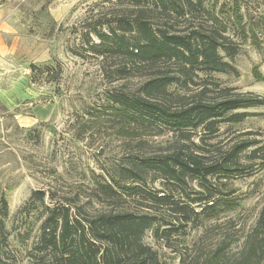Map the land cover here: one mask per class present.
I'll return each instance as SVG.
<instances>
[{
  "label": "rangeland",
  "instance_id": "rangeland-1",
  "mask_svg": "<svg viewBox=\"0 0 264 264\" xmlns=\"http://www.w3.org/2000/svg\"><path fill=\"white\" fill-rule=\"evenodd\" d=\"M115 1H6L3 38L16 46V55L0 57V200L4 198L8 205L7 241L0 249V264H38L32 250L44 215L41 201H29L33 192L45 193L44 207L64 203L72 217L81 220L110 209L150 213L145 206L151 204V196L170 193L174 201L188 205L189 220L179 223L171 212L151 204L158 222L146 232L144 243L165 264H205L219 248L222 264H231L264 209L263 159L253 162L250 176L224 183L190 181L178 188L150 175L141 184L124 182L126 187L138 186L139 194L129 197L126 190L118 203L107 199L100 204L96 199L100 185L111 177L121 180L123 167L136 158L164 155L181 143L192 151L203 148L211 158L239 140H257L264 149V106L246 110L254 115L237 125L222 123L207 138H200L198 130L191 141L169 129L127 118L113 100L119 93L133 97L143 78L136 73L121 79L117 70L122 59L101 58L92 50V44L98 43L93 29L102 18L123 9L120 4L110 5ZM202 3L205 14L191 18L186 27L225 28L237 52L234 58L222 50L220 55L235 72L198 73L193 77L196 85L170 89L174 100L192 99L203 88L212 89L206 83L264 99V79L259 78H264V0ZM219 95L216 91L211 97ZM202 186L221 204L216 214H202L203 204H189L190 199L203 197ZM168 222L174 232L161 238L162 225Z\"/></svg>",
  "mask_w": 264,
  "mask_h": 264
},
{
  "label": "trees",
  "instance_id": "trees-1",
  "mask_svg": "<svg viewBox=\"0 0 264 264\" xmlns=\"http://www.w3.org/2000/svg\"><path fill=\"white\" fill-rule=\"evenodd\" d=\"M109 3L123 5V9L114 16H105L97 24L99 27L93 29L98 43L92 44V50L101 58L120 57L123 63L117 71L121 79L136 73L143 78L133 97L119 93L113 100L124 108L125 116L133 123L136 120L149 122L159 129H169L184 141H191L198 130L202 133L200 138H207L215 135L222 123L237 125L254 115L246 110L264 106V99L253 93L233 94L230 89H219L213 83H206L212 85V89L203 88L195 98L179 96L174 100L170 89L196 85L193 77L197 78L198 73L209 76L235 72L220 55L222 50L234 58L237 52L225 35V28L186 27L191 18L205 14L202 0H116ZM216 91L220 98L211 97ZM259 144L257 140H239L211 158L206 157L203 148L196 146L197 150L192 151L186 143H181L170 153L136 158L123 167L121 180L111 177L109 183L100 185L96 199L100 204L107 199L118 203L126 190L129 197L139 194L138 186L126 187L124 182L141 184L150 175L178 188L186 187L190 181L211 183L213 179L224 183L228 179L250 176L253 162L264 160V149ZM244 154L247 163L243 161ZM203 188V197L190 199L189 204H203L202 214H216L221 204L215 201L208 187ZM44 197L45 193L33 192L29 199L30 202L41 201L43 206L44 219L32 250L36 252L34 258L39 260L38 264H165L143 241L146 232L152 231L158 222L157 209L151 204L171 212L179 223L190 218L188 205L174 201L170 193L151 196V204L145 206L150 213L110 209L83 220L72 217L64 203L44 207ZM0 202L1 249L7 241L4 220L8 217V205L4 198ZM162 226L165 229L160 233L161 238L170 237L174 232L173 224L168 222ZM155 230L159 232V228ZM245 238L243 249L231 264H264V209ZM222 251L217 249L205 264H222Z\"/></svg>",
  "mask_w": 264,
  "mask_h": 264
},
{
  "label": "crops",
  "instance_id": "crops-1",
  "mask_svg": "<svg viewBox=\"0 0 264 264\" xmlns=\"http://www.w3.org/2000/svg\"><path fill=\"white\" fill-rule=\"evenodd\" d=\"M6 1L7 0H0V57L5 56L6 54L13 55L16 52V46L13 47V44L6 43L4 40L3 35V25L5 23L6 17ZM16 55V54H15Z\"/></svg>",
  "mask_w": 264,
  "mask_h": 264
}]
</instances>
